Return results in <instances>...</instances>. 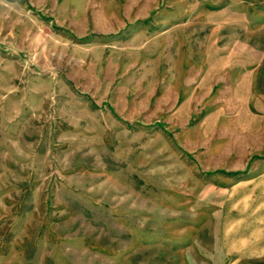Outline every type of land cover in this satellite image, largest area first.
<instances>
[{
    "label": "rangeland",
    "instance_id": "rangeland-1",
    "mask_svg": "<svg viewBox=\"0 0 264 264\" xmlns=\"http://www.w3.org/2000/svg\"><path fill=\"white\" fill-rule=\"evenodd\" d=\"M254 176L264 0H0V264H264Z\"/></svg>",
    "mask_w": 264,
    "mask_h": 264
},
{
    "label": "crops",
    "instance_id": "crops-1",
    "mask_svg": "<svg viewBox=\"0 0 264 264\" xmlns=\"http://www.w3.org/2000/svg\"><path fill=\"white\" fill-rule=\"evenodd\" d=\"M247 184H252L247 197V226L245 216L241 215L238 225L233 227H247V233L240 234L238 239L242 240V247H247L248 256L260 258L264 257V176L251 177Z\"/></svg>",
    "mask_w": 264,
    "mask_h": 264
}]
</instances>
